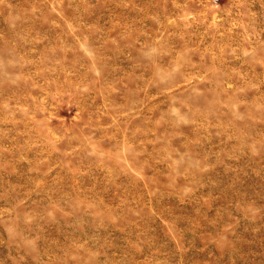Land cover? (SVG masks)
<instances>
[{
  "label": "rangeland",
  "instance_id": "374dc122",
  "mask_svg": "<svg viewBox=\"0 0 264 264\" xmlns=\"http://www.w3.org/2000/svg\"><path fill=\"white\" fill-rule=\"evenodd\" d=\"M0 264H264V0H0Z\"/></svg>",
  "mask_w": 264,
  "mask_h": 264
}]
</instances>
